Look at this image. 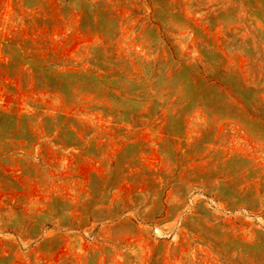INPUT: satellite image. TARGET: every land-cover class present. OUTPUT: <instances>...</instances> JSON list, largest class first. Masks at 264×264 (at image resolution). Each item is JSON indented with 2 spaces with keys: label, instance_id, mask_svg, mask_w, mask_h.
I'll list each match as a JSON object with an SVG mask.
<instances>
[{
  "label": "rangeland",
  "instance_id": "rangeland-1",
  "mask_svg": "<svg viewBox=\"0 0 264 264\" xmlns=\"http://www.w3.org/2000/svg\"><path fill=\"white\" fill-rule=\"evenodd\" d=\"M0 264H264V0H0Z\"/></svg>",
  "mask_w": 264,
  "mask_h": 264
}]
</instances>
